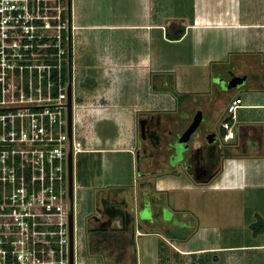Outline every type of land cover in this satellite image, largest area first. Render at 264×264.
<instances>
[{"label": "crops", "instance_id": "1", "mask_svg": "<svg viewBox=\"0 0 264 264\" xmlns=\"http://www.w3.org/2000/svg\"><path fill=\"white\" fill-rule=\"evenodd\" d=\"M70 21L72 67L77 70L73 76L79 84L85 76L88 83L91 77L95 80L91 88L80 84L84 95L73 101L75 132L84 139V151L132 153L139 115L150 109L183 112L192 104L190 94H203L201 109L219 124L230 98H241L233 135L222 138L226 151L211 179L165 175L156 182L164 196L170 190H191L194 228L182 233L189 217L182 223L177 219L176 226H186L171 231L174 239L154 231L148 236L138 228L143 234L134 246L127 245L120 263L264 264V0H70ZM180 29V36L173 38ZM185 40L198 52L173 62L167 43ZM209 42L224 43L225 52L205 46ZM230 53L227 60L241 63L249 77L228 98L222 99L213 82L189 89L179 87L174 78L175 88L183 93L177 100L169 90L156 88L165 74L150 78L151 73L173 72L178 63L202 67L209 74L213 63L221 65ZM106 120H111L113 133L101 146L97 123ZM257 219L262 226L255 232ZM98 251L107 261L108 251ZM133 254L136 263L131 262Z\"/></svg>", "mask_w": 264, "mask_h": 264}, {"label": "built area", "instance_id": "2", "mask_svg": "<svg viewBox=\"0 0 264 264\" xmlns=\"http://www.w3.org/2000/svg\"><path fill=\"white\" fill-rule=\"evenodd\" d=\"M71 31L70 0H0V264H69L67 159L86 150L73 100L67 129ZM240 105H226L224 140Z\"/></svg>", "mask_w": 264, "mask_h": 264}, {"label": "flooded vegetation", "instance_id": "3", "mask_svg": "<svg viewBox=\"0 0 264 264\" xmlns=\"http://www.w3.org/2000/svg\"><path fill=\"white\" fill-rule=\"evenodd\" d=\"M216 68L212 77L224 79V84L231 77H234L233 82L240 80L236 76L245 75V80L249 77L248 73L241 70L242 64L235 59H229ZM162 81L164 83L165 80L162 79ZM213 85L217 88L222 99L230 97L232 92L241 86L222 88L220 83L214 81ZM193 114L194 112L190 115L180 111L150 109L139 115L137 138L132 150L136 168L134 182L132 180L130 185L121 188L110 186L106 189H97L95 204L87 213L83 226L88 252L90 251V255L92 254L91 256L94 258H99L100 264H109L111 261L112 264H121L120 261L126 254L127 245L134 246L137 236L143 234L137 232L138 225L141 224L137 212L143 208L146 202H148L151 211L150 219L156 215V220L159 222L163 220L160 217L162 209L165 207V203H163L165 201L163 199L164 191L155 188L159 177L185 175L195 181H207L219 171L226 146L223 142L220 144L216 142V137H222L223 130L220 128V124L213 119H211L212 123L198 125L196 129L199 136L197 141L191 140L195 132L190 134L187 143L191 150H188L189 157L186 162L184 160L170 162L176 155L173 143L187 127ZM203 114L205 115L204 112ZM142 121L143 125L148 128L142 129L140 125ZM207 136L214 140L213 143L206 144ZM173 219L172 216L171 219L165 221L172 224ZM143 220L147 221L146 223L151 222L147 218ZM152 221L155 222L153 219ZM92 246L98 248L91 249ZM101 247L114 248L113 256L106 255L108 256L107 261L103 259L102 252L98 253ZM132 261L136 263L135 254L131 256Z\"/></svg>", "mask_w": 264, "mask_h": 264}, {"label": "rangeland", "instance_id": "4", "mask_svg": "<svg viewBox=\"0 0 264 264\" xmlns=\"http://www.w3.org/2000/svg\"><path fill=\"white\" fill-rule=\"evenodd\" d=\"M205 46H211L214 51L219 52L220 54L225 52L226 46L224 43L219 42H209L208 45ZM166 50L170 54V58L173 62L176 60L183 59L184 61L188 60L187 58H190L193 56V54H196L198 50L195 48L194 44H191V41L185 40L184 43L179 42H168L166 45ZM180 50V57H177L176 52ZM233 53H230L225 60L229 58L230 55ZM185 57V58H184ZM182 62V61H181ZM72 63L75 64V58L72 60ZM175 65L173 68V74L175 78V82H177V85L181 88H201L202 86L210 85L212 82H217L218 80H214L212 77V73H215L217 65L213 63L212 69H210L209 74L207 72L205 73L204 69L202 67H195L192 66L191 68L183 67L181 64ZM73 65V64H72ZM75 67H72L73 75L75 74ZM77 72V70H76ZM211 75V76H210ZM86 76L83 77V81H85ZM84 95V90L82 86L79 84V81H77V77L73 76L72 81V100L75 102L79 96ZM192 96V104L188 109L183 111L184 113L192 114L196 110L201 108L202 104V96L201 93H194L190 94ZM180 102V101H179ZM178 102V104H179ZM97 129H98V136L103 141H100L99 145H105V136H110L113 133V124L111 120H106L105 122L99 121L97 123ZM81 145H84V139L81 137L80 139ZM136 174V168H135V159L131 152L129 151H103L100 152H88V151H80L76 155H74V161H73V184H74V224L77 228L75 231V238H76V244L74 248V253L76 256V260L80 261L83 264H100V261L98 259L92 260L90 258V254L88 252V248L85 241V235L83 233V226L85 225L86 221V215L87 213L93 208L95 204V191L100 188H108L110 186H128L132 183V180L134 182V176ZM80 185H76V184ZM180 197V198H179ZM164 198L166 199L165 202H167L170 206L165 204V207L171 210L166 211L163 215L164 217H160L163 220L160 222L157 219V216H153L152 219H148L151 222H144V218H140L141 224L138 225V228L141 231L146 230L148 236L151 234H154V232L160 233L162 236L174 239L177 235H174L172 232H176V230H179L180 227L176 226L177 219L180 221L183 219H186V217H189L191 220L190 224L183 226L185 227L182 230V233L188 234L191 232V230L194 228L195 221L192 219V209H191V201L192 199V193L191 190H189V193L187 191H184L183 193L181 190H170L167 193H165ZM179 198V199H178ZM164 203V201H163ZM167 205V206H166ZM176 205H179L182 207H177ZM173 212V213H172ZM174 217L173 227H176L175 229H170V224L168 227L167 222L165 220L171 219V217ZM159 219V218H158ZM181 222V223H182ZM166 226V227H165ZM189 226V227H188ZM167 227L170 229L168 230ZM178 227V228H177ZM152 231V232H148ZM154 231V232H153ZM172 231V232H171ZM178 232V231H177ZM78 234V236H77ZM157 235H155L156 237ZM173 236V237H172ZM147 237V236H146ZM158 237V236H157ZM142 239V238H140ZM91 249H97L96 246L90 247ZM89 248V249H90ZM114 249V248H113ZM112 248H106V251H108V254L113 256L112 252L114 251ZM96 261V262H94ZM112 264V261L109 263ZM114 264V263H113ZM116 264V263H115Z\"/></svg>", "mask_w": 264, "mask_h": 264}, {"label": "water", "instance_id": "5", "mask_svg": "<svg viewBox=\"0 0 264 264\" xmlns=\"http://www.w3.org/2000/svg\"><path fill=\"white\" fill-rule=\"evenodd\" d=\"M238 77L240 80L237 82H233V78L231 77L226 84H224V79L222 78H216L214 77V80H218V83H220V86L222 88H230V87H238L240 86L244 80H245V75L242 76H236ZM212 117H210L209 115H204L202 112V109H198L194 112V114L192 115L191 121L189 122V124L187 125V127L179 134L178 139L175 143H173L174 145V150H175V157L170 161L171 163H174L176 161L179 160H184L186 162L187 158L189 157V153L188 150L191 148L189 147V144L187 143V140L189 139L190 134H192L193 132H195V134L193 135V137L191 138L192 141H197L198 140V132H197V127L198 125H200V123L202 124H207V123H212L211 121ZM71 122H72V93H71V81L68 82L67 85V129H68V134L70 135L71 133ZM142 129L146 128L147 126L143 125V121L140 123ZM207 126V125H206ZM148 128V127H147ZM206 144H211L213 143V139H209L208 136L206 137ZM216 142H218L219 144L221 142L224 143V140L222 139V137H216ZM184 143V144H183ZM67 169H68V194L70 199L73 196V160H72V155L71 152L68 153V159H67ZM170 211V209H168L167 207H163L162 209V217H164V213L166 211ZM150 208L148 205V202H146L143 206V208H141L137 213L139 218H144V219H150L151 213H150ZM68 221H69V264H73V238H72V234H73V211L70 210L69 213V217H68Z\"/></svg>", "mask_w": 264, "mask_h": 264}, {"label": "trees", "instance_id": "6", "mask_svg": "<svg viewBox=\"0 0 264 264\" xmlns=\"http://www.w3.org/2000/svg\"><path fill=\"white\" fill-rule=\"evenodd\" d=\"M183 29H180V31H178L177 33H175V36L173 38H177L180 36L181 34V31ZM163 74L166 75V77H164L166 80L162 81L161 79V82L160 83H157V84H160V87L157 85L156 88H160V89H167L169 90L177 100H179L181 98V96H183V93H179L177 91V89L175 88V85H174V74L173 72H168V73H163V72H157V73H151L150 74V78L151 80H154V79H158L160 76H162ZM90 83H88L87 79L85 81H81V85L83 86H87L89 88L93 87L94 84H95V80L91 77L90 79ZM154 84H153V88H155ZM262 226V222L260 219H257L254 223H253V231H257L258 228L260 229ZM175 235V234H174Z\"/></svg>", "mask_w": 264, "mask_h": 264}]
</instances>
